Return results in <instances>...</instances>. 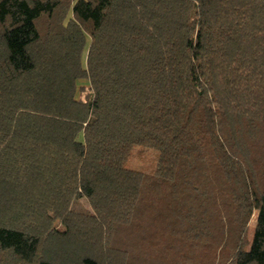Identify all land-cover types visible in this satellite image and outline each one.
<instances>
[{
    "label": "trees",
    "instance_id": "trees-1",
    "mask_svg": "<svg viewBox=\"0 0 264 264\" xmlns=\"http://www.w3.org/2000/svg\"><path fill=\"white\" fill-rule=\"evenodd\" d=\"M0 264H264V0H0Z\"/></svg>",
    "mask_w": 264,
    "mask_h": 264
},
{
    "label": "rangeland",
    "instance_id": "rangeland-1",
    "mask_svg": "<svg viewBox=\"0 0 264 264\" xmlns=\"http://www.w3.org/2000/svg\"><path fill=\"white\" fill-rule=\"evenodd\" d=\"M87 45H88V38H86V43L81 53L82 64H85ZM157 155L158 152L154 149H150V148L146 149V148H141L139 146H135L132 150V155L126 161L125 166L143 171L145 173H153L156 165ZM253 223L254 220L252 218L250 220L249 227H251Z\"/></svg>",
    "mask_w": 264,
    "mask_h": 264
}]
</instances>
